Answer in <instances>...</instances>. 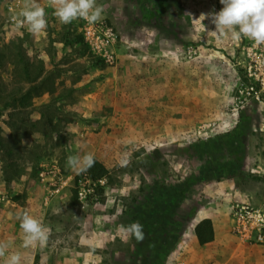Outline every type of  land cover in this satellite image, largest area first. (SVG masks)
<instances>
[{
  "label": "rangeland",
  "instance_id": "1",
  "mask_svg": "<svg viewBox=\"0 0 264 264\" xmlns=\"http://www.w3.org/2000/svg\"><path fill=\"white\" fill-rule=\"evenodd\" d=\"M39 2L48 24L32 34L17 27L24 0H0V240L24 234L27 213L94 264H264V245L232 231L236 206H264V95L240 104L238 91L255 41L208 34L220 0H97L114 66L78 39V19ZM87 153L109 173L82 201L84 173L66 161ZM204 218L216 237L200 247ZM133 222L142 243L120 231ZM44 248H24V264Z\"/></svg>",
  "mask_w": 264,
  "mask_h": 264
},
{
  "label": "clouds",
  "instance_id": "2",
  "mask_svg": "<svg viewBox=\"0 0 264 264\" xmlns=\"http://www.w3.org/2000/svg\"><path fill=\"white\" fill-rule=\"evenodd\" d=\"M223 5L219 12L211 14V22L215 30L208 32L209 35L222 36L230 33L233 41L248 38L258 44L264 43V0H220ZM54 7V14L62 24H70L74 20L83 19L88 23L99 21L104 12L102 5L97 0H50ZM22 19L17 27L27 25L32 34H40L47 28L46 11L39 0H24V5L19 13ZM207 17L201 15L198 20L204 21ZM95 163L94 155L87 153L83 156L70 155L67 158V166L76 172H84ZM122 166H126L128 160L125 158ZM20 227L24 233L23 246L25 248L39 244L46 245L49 230L36 217L27 213L20 218ZM120 231L128 236H134L137 242L142 243L145 239L143 225L133 222L127 226L121 225ZM9 242L0 240V257H5L9 249ZM22 255L11 253L5 260V264H21Z\"/></svg>",
  "mask_w": 264,
  "mask_h": 264
},
{
  "label": "built area",
  "instance_id": "3",
  "mask_svg": "<svg viewBox=\"0 0 264 264\" xmlns=\"http://www.w3.org/2000/svg\"><path fill=\"white\" fill-rule=\"evenodd\" d=\"M77 30L92 53L104 64L108 66L117 64L114 50L117 35L111 26L100 20L88 23L78 19ZM242 55L243 60L239 65L245 80L239 82L238 91L241 97L240 104H246L252 99L260 100L264 95V43L258 44L255 41L244 46ZM105 178L92 181L84 174L83 180L78 183V198L86 200L88 194L93 191V185H103ZM86 185L89 186L87 190ZM232 231L244 243L264 245V206L255 207L249 204L236 206L232 216Z\"/></svg>",
  "mask_w": 264,
  "mask_h": 264
},
{
  "label": "crops",
  "instance_id": "4",
  "mask_svg": "<svg viewBox=\"0 0 264 264\" xmlns=\"http://www.w3.org/2000/svg\"><path fill=\"white\" fill-rule=\"evenodd\" d=\"M0 226H1V228L4 229L5 232L7 231V229L9 227H11V226H8L6 224H1ZM13 232H15V231H13ZM23 235L24 234H22L21 231H16V234H13V237L11 236V239L9 238V240L8 239L5 240L6 242H9L10 246H9L8 252L6 253L5 257L2 260L3 264H5V260L7 259L8 255H10L11 253H17V252L20 254L22 253L23 249L25 248L23 246V240H24ZM111 236L113 237V235H111ZM109 237H110V235H109ZM1 239H3V238H1ZM213 242H211L207 245H210ZM207 245H205V246H207ZM35 246L38 247L39 244H36ZM43 247H45L43 249V251H45V253L40 254L39 264H83V263L94 264L98 261L97 254L95 252H92V251H89L87 253V255L89 254L90 256L82 257V251L77 249L76 245H73L72 248L64 249L60 245H56L54 242H50L48 239L46 245ZM182 254L183 255H181L179 258H177L178 262H180V261L185 262V260L187 258L186 251H184ZM87 260H88V262H86ZM24 263H26V260L22 256L21 264H24ZM28 264H37L36 255L32 256V258L29 260Z\"/></svg>",
  "mask_w": 264,
  "mask_h": 264
},
{
  "label": "trees",
  "instance_id": "5",
  "mask_svg": "<svg viewBox=\"0 0 264 264\" xmlns=\"http://www.w3.org/2000/svg\"><path fill=\"white\" fill-rule=\"evenodd\" d=\"M78 39L84 43L82 37L78 35ZM88 47L87 44H84ZM99 63H103L101 59H97ZM92 181H97L103 177H107L109 171L107 167L95 158L94 165L87 171L83 172ZM7 183V182H6ZM73 199L77 200V194L73 195ZM195 237L199 246H205L215 240L216 234L214 229V223L211 218H204L200 220L194 228Z\"/></svg>",
  "mask_w": 264,
  "mask_h": 264
}]
</instances>
